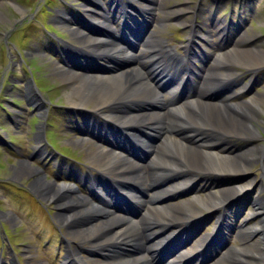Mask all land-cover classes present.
Listing matches in <instances>:
<instances>
[{"label":"rangeland","instance_id":"obj_1","mask_svg":"<svg viewBox=\"0 0 264 264\" xmlns=\"http://www.w3.org/2000/svg\"><path fill=\"white\" fill-rule=\"evenodd\" d=\"M42 1L0 0V264H19L16 254L21 256L20 264H72L69 251L75 247L82 258L101 260V251L92 252L88 242H82L70 235L71 231L61 225L57 217L62 211H59L57 204L44 199L32 186L36 176H18L15 173L24 161L28 166L32 165L30 168L38 171L41 177L48 178L50 183L70 181L68 177L73 181L77 177L84 185V193H88L90 181L98 178L109 183L115 191L120 187L111 177L102 176L97 166L88 158L91 148H108L107 145L102 146L96 142L103 140V134L110 129L107 128V123H102L104 115L92 110L93 102L83 107L72 105L73 102L68 99L72 88L66 81L64 64L72 70H81V67L89 71L98 70V66H111L118 71L125 66L123 58L109 62L105 56L92 55L84 60V53L64 47L66 43L76 47L83 45L75 38L71 29L89 28L90 31L86 32L96 35L93 30L99 31L97 28L103 27L99 20L106 19L110 24L108 29L120 36L121 32L125 31L120 25L125 10L129 11L125 19L131 26L133 21H130V16L136 18V25H141L139 27H149L139 43L129 32L128 36L123 38L125 45L135 54H141L144 40L148 36L174 48L176 54L181 56L191 40L189 47L191 51L194 49V56L189 57V65L196 73H190L179 87L175 94L178 103L197 96L203 74L209 70V73L211 72L215 67V58L220 53L233 49L242 52L262 50V63L247 67L230 62L227 67L233 77L217 86L210 93L209 99L219 101L234 92L235 103L253 96L260 98L261 108L257 113L260 121L256 125V138L250 143L237 137L224 139L223 142L231 148V155L243 152L249 146L264 145V0H61L53 5L49 13L44 12V6L40 4ZM125 2L128 4L124 5ZM136 9L140 10L139 13H135ZM89 14L96 18L90 17ZM44 15L46 17L43 20ZM77 19L85 22L80 25ZM46 23H49L60 37L47 31L44 28ZM132 66L142 69L137 62H132ZM176 66L171 63L167 73L170 78L165 77L166 87L175 81V72L183 67L180 64ZM222 68L219 66L216 69ZM181 75L179 73V76ZM169 90L170 88L163 87L162 98L169 96ZM131 105L133 106L128 101H118L103 110H128ZM79 123L84 127H80ZM162 126L163 124L158 123L148 134L143 132L153 146L158 145L166 134L173 139H179L177 132L168 133ZM198 130L196 136L199 138L217 136L218 133H212L205 123H201ZM138 132L144 137L142 132ZM83 135L94 139L85 142L86 145L81 140ZM122 140V134H118V141ZM128 147L137 152L144 164L150 161L154 154L145 148L137 150L133 148L132 143ZM250 161L247 172L236 174L215 173L209 170L206 172L203 168L197 171L188 170L193 181L189 186H185V189L168 195L166 204L188 205L195 197H205L207 192L218 191L232 182L242 186L249 184V188L242 190L235 196L237 198L233 197V201L220 210H214L208 205L198 207L196 222L173 241L174 249L168 255L161 254L160 263L176 258L173 256L175 248L192 237L193 241L184 248L190 249L197 239L202 240L207 234H212L217 225L218 213L221 211L225 213L222 221L225 227L223 233L217 235L219 238L214 236L215 244L210 246L205 254L200 252L195 255L196 259L192 256L185 260V264H213L216 261L223 264L225 260L221 254L227 248L241 244L239 223H245L246 226L258 223L261 217L253 215L254 202L258 199L264 203V157ZM181 167L184 169V166ZM138 188L143 191L142 195L145 197L151 194L144 192L140 185ZM142 209L141 205L131 206V212L135 216L141 213ZM256 238L257 235L250 236L247 242L251 243ZM8 242H12L11 247L15 249L16 254L11 253ZM259 264H264L263 258Z\"/></svg>","mask_w":264,"mask_h":264},{"label":"bare ground","instance_id":"obj_2","mask_svg":"<svg viewBox=\"0 0 264 264\" xmlns=\"http://www.w3.org/2000/svg\"><path fill=\"white\" fill-rule=\"evenodd\" d=\"M89 16L96 18L91 14ZM99 22L104 28L93 30L96 35H90L80 28L71 29L75 38L83 45L76 47L66 43L64 47L78 48L95 57L102 54L108 57L109 62L123 58L125 66L118 71L111 66H99L98 72L93 73L85 69L72 70L64 64L67 72L65 78L72 88L68 99L73 102L74 107H83L93 102L92 110L95 113H101L115 128L128 133L139 149H149L154 153L152 159L144 164L139 156L121 150L112 136L105 138L109 148H91L88 151V158L97 166L99 173L111 177L120 185L117 188L128 200V205H141L142 212L135 216L129 208L127 210L125 204L116 207L108 193L102 191L99 186L101 182L98 181L92 183L93 188L97 187L98 190L92 189L91 194L95 196L92 199L78 193L67 181L50 183L41 177L38 171L32 170V165L28 166L24 161L21 162L20 169L14 171L18 176L34 174L36 178L32 186L37 189L36 192L44 199L55 202L59 211H62L57 217L61 225L71 231L70 235L82 242H88L92 252L101 251V260H88L82 258L77 249H73L70 260L73 261L72 264H184L181 261L185 257L198 254L196 250L204 246L207 236L202 240L197 239L191 249H179L176 259L159 263L165 248L170 247L174 234L185 230V226L196 221L198 207L208 205L215 210L223 208L228 199L247 188L249 184H229L218 191L207 192L205 197H195L193 202L183 206L166 204V197L191 184L193 178L188 170L197 171L203 168L206 172L209 170L227 174L247 172L250 160L264 157V145L249 146L245 151L231 155V148L223 142L224 139L237 137L250 143L256 138V125L260 121L257 116L261 108L260 98L253 96L235 103L234 92L219 101L209 99L210 93L217 86L233 77L227 67L230 62L247 67L259 64L262 63L263 51L255 49L242 52L233 49L220 53L215 58V67L211 72L209 73V70L203 74L197 96L178 103L175 93L182 83L181 77L177 75L175 82L168 84V87L164 79L167 76L165 59L176 62L178 56L175 52L162 45L160 40H153L152 36H148L144 40L141 54H135L110 32V24L106 19ZM77 23L82 25L81 21L77 20ZM132 62H137L142 69L134 68ZM219 66L223 67L222 70L216 69ZM163 87L170 88L166 99L162 98ZM118 101H128L133 106L128 110H103ZM158 123L163 124L162 129H166L168 133L177 132L179 139H173L166 134L158 145L153 146L143 132L148 134ZM201 123H205L212 133L218 132L217 136L220 138L211 135L197 137L196 132L199 131ZM78 125L83 126L80 123ZM138 131L142 132L144 137L139 136ZM84 136H81L84 143L94 139ZM181 166H184V169ZM262 169L264 171V165ZM138 185L143 187L144 192L151 194L146 197L140 194ZM254 205L256 207L253 214L261 217L260 221L253 226L239 223L237 229L239 236H242L241 244L229 247L222 253L221 257L225 260L223 264H259L261 258L264 259V203L256 199ZM256 235L258 238L253 242H247L250 236ZM126 247L128 250L124 251ZM213 264L219 263L216 261Z\"/></svg>","mask_w":264,"mask_h":264}]
</instances>
